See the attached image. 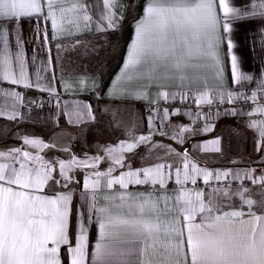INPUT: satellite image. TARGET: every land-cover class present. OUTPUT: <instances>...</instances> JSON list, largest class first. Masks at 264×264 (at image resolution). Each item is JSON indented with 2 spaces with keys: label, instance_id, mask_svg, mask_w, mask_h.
Wrapping results in <instances>:
<instances>
[{
  "label": "snow or ice",
  "instance_id": "obj_1",
  "mask_svg": "<svg viewBox=\"0 0 264 264\" xmlns=\"http://www.w3.org/2000/svg\"><path fill=\"white\" fill-rule=\"evenodd\" d=\"M103 4L105 12L101 20L107 22V28L117 27L113 11L117 0H103ZM251 8L252 11H248L236 7L229 0H147L143 16L135 25V38L129 46L124 68L149 65L138 75L152 80L157 78L155 74L161 65L170 70L163 74L165 77L171 72L183 73L188 68L207 66L213 69L221 84L217 90L200 91L196 104L211 106L216 98L221 102L227 99L230 103L238 93L223 87L221 53L226 46L225 55H230L231 77L235 83L243 86L242 82L254 79L241 71L231 37L235 22L257 16L264 20V0L253 3ZM32 18L36 21L43 18L51 23V37L46 28L36 24V34L42 43H47L49 38L55 40L65 34L71 35L72 28L80 29L81 21L84 28H88L92 19L80 0H72L70 4L68 0H0V80L24 88H32L33 84L27 72L21 27L25 19ZM13 30L18 49L15 53L9 46ZM79 83L83 85L84 80ZM35 87L41 91H55L38 83ZM258 91L264 99V82ZM117 92L124 98L146 96L142 92L129 96L123 89ZM3 94L13 98L14 109L23 102L18 91H4ZM168 95L163 91L159 93L165 100ZM243 98L255 101L257 92ZM257 111L264 114V105ZM65 114L75 118L73 122L77 123L85 115L94 119L90 106L79 103ZM164 114L167 118V109ZM18 115V110L11 113L0 110V117L7 116L9 120H15ZM151 122L149 117L150 125ZM249 126L258 127L264 140V121L259 124L254 121ZM210 130L208 124L202 129L204 132ZM185 133L194 135L196 130L179 126L172 139L183 143ZM148 140V136L141 135L131 138V142L121 140L115 147L104 149L111 163L105 172L85 175L80 199L87 212L78 214L75 231L71 227L72 192H57L52 196L41 193L50 182L68 188L73 179L69 175L73 167L95 168L102 157H93V163L75 156L68 161L59 160L58 174H54L55 165L39 155L33 156L21 148L0 151V158L11 161L0 163V264H264V198L259 202L253 200L246 195L247 188L233 191L225 186L205 193L183 187L189 181L196 184L200 175L205 184L213 177L212 172L190 162L187 151L183 152L182 169H175V184L181 187L170 195L168 181L172 174L166 170L171 169V165L157 163L133 168L126 163L125 154L133 153ZM23 142L36 149L55 147L28 137H24ZM209 145L202 146V150L220 151L219 138ZM170 152L180 155L175 149ZM113 165L127 170L114 176ZM229 174L217 172L215 179L219 181ZM249 178L252 183L257 182L254 177ZM260 184L264 187V177L260 178ZM131 185H151L152 191L133 193L128 191ZM235 196L247 206V211L231 207L229 202ZM226 203L230 210L222 211ZM254 206L262 210L260 214ZM93 222L98 225V239L90 253L88 225Z\"/></svg>",
  "mask_w": 264,
  "mask_h": 264
},
{
  "label": "crops",
  "instance_id": "obj_2",
  "mask_svg": "<svg viewBox=\"0 0 264 264\" xmlns=\"http://www.w3.org/2000/svg\"><path fill=\"white\" fill-rule=\"evenodd\" d=\"M72 0H68L70 4ZM85 4L86 11L92 17L88 22V28H84L81 21L80 29H71L72 34H65L58 39L49 38L47 43H42L36 34V24L48 30L51 37L50 21L41 18L25 19L21 27L22 47L25 54V61L29 80L32 88H24L22 85H12L7 81L0 80V110L11 113L19 111L15 120H9L7 116L0 117V151H8L13 148H21L30 152L31 155L41 156L45 161L54 163L56 154L46 156V150L58 149L55 147L36 149L25 145L24 137L15 140L13 132L31 131L38 134L48 135L60 133L59 141H66L68 144L78 141L82 147L79 151H93L98 153L102 159L95 168L81 167L78 173L77 183H69L68 188L61 185L49 183L43 193L49 196L57 192H72L71 203V227L76 229L77 216L79 213L87 212V207L81 201L80 195L83 191V180L85 175H91L95 171H107L111 161L107 158L104 149L108 142L109 147H115L121 140H129L141 135L148 136L149 140L140 144L133 153H126V163L133 168L149 167L157 163L171 165L172 178L168 181L169 194L178 190L181 186L175 184V169L181 167L183 152H188L190 162L198 167L207 169L213 173L209 183L205 184L202 175L197 177V183L190 181L183 187L192 191H204L211 193L216 188L228 186L236 191L240 188H247L246 195L259 202L264 198V187L260 184V178L264 177V140L261 139L258 127H250L254 121L259 124L264 121V114L257 109L264 105L262 103H251L242 105L239 103L243 97H250L253 91L257 97L261 96L258 91L264 82V20L257 17L246 19L242 22H235V29L231 34L235 48L234 54L239 58L242 72L253 76L252 81H244L237 84L231 77L230 55L226 46L222 49L221 58L224 67L223 87L238 95L234 96L232 102L227 99L223 101V108H216L209 105H200L196 111H178L170 107L151 106L152 102L163 100L160 92H167L170 100L195 101L200 91L207 89L217 90L221 82L215 77L213 69L207 66L199 68H188L183 73L171 72L168 77L163 74L170 70L163 65L157 71L156 79L139 78V73L145 72L149 65H140L136 68L125 69L124 65L128 56V49L135 38V25L143 16V10L147 0H117L113 8L117 27L107 28L106 21L101 20L104 14L103 0H80ZM229 2L241 8L252 11L251 5L259 3L260 0H229ZM223 18V11L219 12ZM78 41V42H77ZM10 49L15 53V31L10 35ZM2 47V45H0ZM35 57V60H33ZM118 57L120 60L114 67ZM15 68V60L13 61ZM193 63L207 62L193 61ZM114 67V69H112ZM18 71V69H17ZM184 79L181 80L180 76ZM107 78L106 84L101 88L102 82ZM83 79L84 84L79 81ZM40 84L44 88H53L54 92L41 91L35 87ZM66 84L69 85L66 87ZM95 85V86H94ZM123 89L129 96L137 92L145 93V98L134 99L124 98L117 90ZM4 91H18L23 96L22 104L13 108L15 101L12 97L5 96ZM33 99L35 102H31ZM220 101L218 98L214 102ZM213 102V103H214ZM89 105L94 119L85 115L80 122H73L65 114L76 104ZM168 110L165 118L164 110ZM219 112V115H215ZM235 113L233 114H225ZM176 113V114H173ZM199 114V115H197ZM151 117V125L149 124ZM211 125L208 132L202 131L203 127ZM179 126H188L195 129L196 133H185L183 143L172 139L173 133ZM74 137V141H72ZM219 138L220 151H204L202 146L209 145V142ZM76 139V140H75ZM175 149L180 155L170 152ZM83 154V153H82ZM11 161L0 158V163ZM17 167L19 164L16 163ZM33 167L38 165H31ZM56 167L58 174L59 168ZM113 175H119L127 168L113 165ZM229 172V176L218 181L215 179L217 172ZM237 174H239L237 176ZM249 176L256 179L252 183ZM110 191V190H105ZM130 192L152 191L151 185H131ZM233 208H243L238 196L233 197L229 202ZM230 210L226 203L222 211ZM257 214L261 209L254 206ZM89 228V252L94 250L98 239V225L93 222ZM63 258V250H62ZM91 256H89V261Z\"/></svg>",
  "mask_w": 264,
  "mask_h": 264
},
{
  "label": "rangeland",
  "instance_id": "obj_3",
  "mask_svg": "<svg viewBox=\"0 0 264 264\" xmlns=\"http://www.w3.org/2000/svg\"><path fill=\"white\" fill-rule=\"evenodd\" d=\"M11 135H13V137L15 138V140H18V138L21 136H26L28 138H34V139H40L43 140L45 143L49 144V145H57L58 149L55 150H51L48 149L46 150V156H52V154H56L57 157L54 158V165L58 167V161L59 160H64V161H68L70 160L73 156H75L78 160H87L88 163H93L94 161L92 160L93 157H96L98 153L93 152V151H85L82 152L79 151L82 147V144H84V142L81 144V142L75 141L72 142L70 144H68V142L66 141H59L60 139L57 138L62 136L60 133H50L48 135H44V134H38L35 132H31V131H26V132H13ZM76 140V139H75ZM72 141H74V137L72 139ZM109 147L108 142L106 144V148ZM64 149H68V151H64ZM92 169V168H89ZM81 171V167L77 168V167H73L72 171L69 173V175H71L73 177L72 182L77 183V179H78V173ZM71 182V183H72Z\"/></svg>",
  "mask_w": 264,
  "mask_h": 264
},
{
  "label": "built area",
  "instance_id": "obj_4",
  "mask_svg": "<svg viewBox=\"0 0 264 264\" xmlns=\"http://www.w3.org/2000/svg\"><path fill=\"white\" fill-rule=\"evenodd\" d=\"M31 102H35L33 99H31ZM240 104L242 105H249L251 103H262L264 104V99L261 98V96H258L257 99L255 101H252L250 99L245 100L244 98L242 100L239 101ZM224 103L221 101H216L213 103V106L216 108H223L224 107ZM151 106L154 108H161V107H170V108H175L179 111H185V110H190V111H196L197 109H199L200 106H198L196 104L195 101H187V100H170V99H163L159 102H152Z\"/></svg>",
  "mask_w": 264,
  "mask_h": 264
},
{
  "label": "trees",
  "instance_id": "obj_5",
  "mask_svg": "<svg viewBox=\"0 0 264 264\" xmlns=\"http://www.w3.org/2000/svg\"><path fill=\"white\" fill-rule=\"evenodd\" d=\"M119 60H120V57H118L116 63L114 64V67L118 64ZM114 67H113L112 69H114ZM107 78H108V77H106V78L104 79V81L102 82L101 88H103L104 85L106 84Z\"/></svg>",
  "mask_w": 264,
  "mask_h": 264
}]
</instances>
